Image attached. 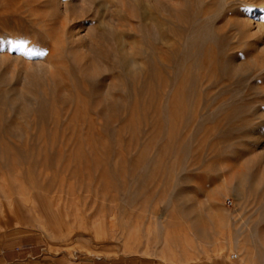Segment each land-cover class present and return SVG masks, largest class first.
Masks as SVG:
<instances>
[{"label":"rangeland","instance_id":"1","mask_svg":"<svg viewBox=\"0 0 264 264\" xmlns=\"http://www.w3.org/2000/svg\"><path fill=\"white\" fill-rule=\"evenodd\" d=\"M193 1L192 36L161 0H0V205L55 254L264 264V0Z\"/></svg>","mask_w":264,"mask_h":264},{"label":"crops","instance_id":"2","mask_svg":"<svg viewBox=\"0 0 264 264\" xmlns=\"http://www.w3.org/2000/svg\"><path fill=\"white\" fill-rule=\"evenodd\" d=\"M23 203V202H21ZM33 222H27L16 203L0 205V264H152L135 257L71 259L55 254L65 238H56L36 206ZM213 264V263H211Z\"/></svg>","mask_w":264,"mask_h":264},{"label":"bare ground","instance_id":"3","mask_svg":"<svg viewBox=\"0 0 264 264\" xmlns=\"http://www.w3.org/2000/svg\"><path fill=\"white\" fill-rule=\"evenodd\" d=\"M209 0H207L208 2ZM161 6L163 8V14H162V19L164 20L165 23L167 22H171V23H175V24H188L187 28L189 30V33L192 35V33L196 30L193 28V26L189 25L191 23H194L195 21L197 22L198 20H205L207 19V12L206 14L205 13H201L199 11L196 10V3H194L193 0H161ZM175 27V26H174ZM208 27V26H207ZM206 27V28H207ZM180 28V26H179ZM205 28V29H206ZM183 29V28H182ZM200 29V28H199ZM176 30V28H175ZM201 30V29H200ZM200 30H198L197 32H200ZM204 30V28L202 29ZM207 30V29H206ZM210 30V28H209ZM208 31H205V33L202 34V37L200 36L197 41L193 44L194 47H195V51L197 50H200V49H205L208 53V51L210 50L211 48V43L213 42L212 39H213V36H211L208 32ZM178 31V30H177ZM180 32V31H179ZM182 33V32H181ZM180 33V34H181ZM185 34V33H184ZM183 34V35H184ZM194 34V33H193ZM197 34V33H196ZM201 34V33H200ZM199 35V34H198ZM190 36V35H189ZM193 36V35H192ZM179 38V37H178ZM177 38V40H178ZM182 38V37H181ZM181 38L179 39V41L181 40ZM183 39V38H182ZM184 40V39H183ZM182 40V41H183ZM181 43V42H179ZM181 45V44H179ZM192 48V46H191ZM180 50H181V47H180ZM185 52L187 51V49H184ZM183 50V51H184ZM182 51V50H181ZM198 52V51H197ZM201 52V51H200ZM205 52V51H204ZM180 54V53H179ZM183 54V53H182ZM182 56V55H181ZM187 56V55H186ZM179 61H180V58H179ZM183 63V61H182ZM178 64V62H177ZM180 65V64H179ZM191 67L190 68H193L194 67V64L192 63V65H190ZM182 68V65L180 66ZM181 68H180V71H181ZM185 69V68H184ZM178 70H179V67H178ZM179 71V72H180ZM183 71V70H182ZM178 72V75L180 77V74ZM191 78V77H190ZM195 81V80H193ZM187 82V81H186ZM191 82V80H190ZM189 82V83H190ZM194 84V83H193ZM185 94V93H184ZM183 95V94H182ZM183 100V99H182ZM260 199V198H259ZM263 211H264V208H263ZM263 223H264V215H263ZM264 235V234H263ZM262 237V235H261ZM260 238V237H259ZM264 238V237H263ZM261 239V238H260ZM261 242L264 241V240H260ZM263 244V243H262Z\"/></svg>","mask_w":264,"mask_h":264},{"label":"snow or ice","instance_id":"4","mask_svg":"<svg viewBox=\"0 0 264 264\" xmlns=\"http://www.w3.org/2000/svg\"><path fill=\"white\" fill-rule=\"evenodd\" d=\"M26 54L27 55H43L44 53H42V52H32V53H26Z\"/></svg>","mask_w":264,"mask_h":264},{"label":"built area","instance_id":"5","mask_svg":"<svg viewBox=\"0 0 264 264\" xmlns=\"http://www.w3.org/2000/svg\"><path fill=\"white\" fill-rule=\"evenodd\" d=\"M229 204H231V201H229ZM233 259H237V256L235 255Z\"/></svg>","mask_w":264,"mask_h":264}]
</instances>
